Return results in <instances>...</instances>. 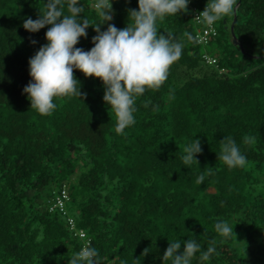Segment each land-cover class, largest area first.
Wrapping results in <instances>:
<instances>
[{"label":"trees","instance_id":"1","mask_svg":"<svg viewBox=\"0 0 264 264\" xmlns=\"http://www.w3.org/2000/svg\"><path fill=\"white\" fill-rule=\"evenodd\" d=\"M95 2L78 5L93 25ZM111 2L108 23L123 29L138 0ZM207 2L189 0L187 12L157 21L158 34L183 43L182 55L159 89L136 98L135 123L120 133L103 82L78 69L86 97L56 98L48 116L30 108L29 60L51 25L33 33L23 23L47 0H0V264H69L86 239L100 264H171L162 259L169 241L187 239L200 245L191 264H264V0H237L232 32L233 15L200 45L192 7ZM86 32L75 47L90 51L97 33ZM225 136L246 156L243 168L218 159ZM192 139L202 151L185 165ZM62 189V208L53 206ZM218 220L233 226L230 238L215 231ZM212 240L217 254L203 261Z\"/></svg>","mask_w":264,"mask_h":264},{"label":"clouds","instance_id":"2","mask_svg":"<svg viewBox=\"0 0 264 264\" xmlns=\"http://www.w3.org/2000/svg\"><path fill=\"white\" fill-rule=\"evenodd\" d=\"M188 3L189 0H138V10L128 9L130 22L125 28L117 29L114 24L108 23L114 16L111 0H96L93 7L100 21L95 25L81 15L84 8L78 6L79 0H47L36 20L29 17L23 23L24 29L33 33L51 25L45 34L47 44L41 46L29 60L32 80L23 92L30 100V108L48 116L57 107L54 99L73 95L86 97L87 93L81 92L80 82L74 76V69H78L85 77H95L103 82V100L115 114L116 131L122 133L135 123L136 98L146 89H159L167 80L171 66L182 55L183 43L170 32L158 34L157 21L187 12ZM236 5L237 0H208L197 18L214 33L215 23L234 15ZM104 23H108L107 30L101 31ZM89 26L97 35L92 38L94 47L84 51L75 46L80 37H87ZM252 139L245 137L244 142L251 143ZM201 151V141L192 139L183 149L184 164L191 165L194 160L197 161L195 156ZM218 159L230 169L243 168L247 163L246 156L232 136H225L220 142ZM204 178L201 175L197 183H202ZM214 227L225 239L234 232L227 220H218ZM181 243L184 244L182 253L179 252ZM198 251L200 245L195 239L169 241L162 259L163 262L171 261V264H191ZM148 252V248L144 249L141 256H146ZM214 254H217L216 240H212L207 250L201 252L200 259L207 261ZM69 264H100L98 250L86 239L80 251L70 257Z\"/></svg>","mask_w":264,"mask_h":264},{"label":"built area","instance_id":"3","mask_svg":"<svg viewBox=\"0 0 264 264\" xmlns=\"http://www.w3.org/2000/svg\"><path fill=\"white\" fill-rule=\"evenodd\" d=\"M204 9H197L196 7H192V11H193V19L195 21V23L197 24L196 30H195V39L196 42L200 45H206L209 43L210 39L212 37H214L217 34V27L216 24L214 25V33L209 31L207 29V27L200 22V20L197 18V15L199 14V12H202ZM203 58L205 59V61H207L208 63L211 64H215L216 63V58L214 56H210L209 54H204ZM222 70V69H221ZM67 198V194H66V190L62 189L60 195H58L56 197L55 203L53 206H59L60 208H62L64 200H66ZM68 223L69 226L72 228H75L74 226V221L72 218H68ZM75 233H79L81 236H84V232L82 230H78Z\"/></svg>","mask_w":264,"mask_h":264},{"label":"water","instance_id":"4","mask_svg":"<svg viewBox=\"0 0 264 264\" xmlns=\"http://www.w3.org/2000/svg\"><path fill=\"white\" fill-rule=\"evenodd\" d=\"M237 5H238V3H237ZM237 5L234 7V12H235V8L237 7ZM235 19H236V17H235V14H234V15H233L232 22H231V25H230L231 32H232V30H233V26H234ZM235 42H236V41L234 40V43H235Z\"/></svg>","mask_w":264,"mask_h":264},{"label":"rangeland","instance_id":"5","mask_svg":"<svg viewBox=\"0 0 264 264\" xmlns=\"http://www.w3.org/2000/svg\"><path fill=\"white\" fill-rule=\"evenodd\" d=\"M229 19H230V16L228 17V21H229ZM215 24H216V26H219V21H217Z\"/></svg>","mask_w":264,"mask_h":264}]
</instances>
